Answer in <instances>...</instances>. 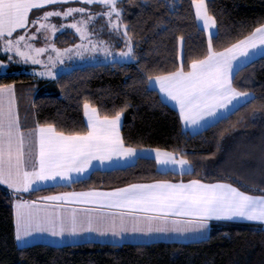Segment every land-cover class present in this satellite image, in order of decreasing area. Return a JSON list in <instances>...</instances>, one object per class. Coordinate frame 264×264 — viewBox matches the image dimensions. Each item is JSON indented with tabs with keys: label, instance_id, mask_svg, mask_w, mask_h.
Here are the masks:
<instances>
[{
	"label": "snow or ice",
	"instance_id": "6c2138e0",
	"mask_svg": "<svg viewBox=\"0 0 264 264\" xmlns=\"http://www.w3.org/2000/svg\"><path fill=\"white\" fill-rule=\"evenodd\" d=\"M69 0H0V51L11 53L8 63L0 60V74L7 75L12 63L42 65L39 76H57V65L64 58L72 59L74 53L101 51L104 59L113 64L138 63L134 37L128 24L122 22L123 9L119 0H82L86 5H101L107 11L93 13L89 8H72L65 11H43L32 16L33 10L49 5L66 4ZM145 6L148 0H144ZM195 20L201 31L206 32V54L192 58L185 65L183 59L173 71L152 74L146 64L137 68L141 74L139 83L147 90L160 94L161 103H173L178 108L184 129L198 134L222 119L238 111L256 99L253 91H241L234 84L238 70L256 59H264V23L217 51L213 41L221 32L217 19L209 11L207 0H191ZM159 6V0H157ZM169 21L176 17L177 0H164ZM73 13L86 14L69 24L57 25L50 17H69ZM115 14V19L113 15ZM96 16L107 17L110 31L123 37L124 47L118 52L106 41L93 43L88 24ZM35 29L30 34L29 27ZM163 31H172L168 24L158 21L155 25ZM72 28L81 41L89 40L91 47L81 43L60 49L52 41L56 32ZM42 34L44 47H36L31 40ZM181 55H184L185 37H176ZM49 49L47 61L40 59ZM14 57L16 59H14ZM95 58V57H93ZM187 67V70H186ZM67 68V66H66ZM127 107V105H126ZM86 128L83 131L62 130L56 123H40L26 127L21 118L14 84L0 83V184L6 185L16 197L14 208V238L18 245L29 246L36 234L48 233L52 237L76 236L84 232L123 237L125 233H193L201 240L208 239L213 220H241L264 224V186H251V191L241 190L232 183L216 181L206 183L202 179L159 180L148 184H130L112 191L69 192L49 195L39 200L24 199L30 193L46 186L58 177L65 180L79 178L92 167V162L112 161L114 158H130L137 149L125 145L120 132L124 109L114 115L101 116L99 110L87 100L83 104ZM256 113H253L255 118ZM26 119V117H25ZM157 161L165 172L192 175L196 165L183 155L177 158L173 152L155 149ZM73 173L76 177H73ZM261 194H253L254 192ZM71 205L97 207L76 208ZM117 209L106 212L103 209Z\"/></svg>",
	"mask_w": 264,
	"mask_h": 264
},
{
	"label": "trees",
	"instance_id": "16d2710c",
	"mask_svg": "<svg viewBox=\"0 0 264 264\" xmlns=\"http://www.w3.org/2000/svg\"><path fill=\"white\" fill-rule=\"evenodd\" d=\"M209 11L217 19L221 32L213 41L217 51L242 39L259 23H264V0H207ZM122 22L128 24L134 37L138 63H98L75 66L53 80L39 78L24 71L23 65H11L7 75L0 74V83H13L21 118L26 127L40 123H56L62 130L83 131L86 128L83 104L87 100L100 115H114L124 109L122 137L129 147H155L183 155L196 165L192 175L158 169L154 158H137L123 168L93 170L90 175L69 184H58L28 193L30 197L46 196L69 190L115 188L137 182L202 179L229 180L246 191L254 183L244 185L224 172L220 157L221 141L233 131H248L245 152L234 154L249 165L247 175L264 172V59L238 70L234 84L241 91L256 93V99L244 105L227 119L198 134L183 129L179 113L169 104L161 103L160 94L139 83L137 68L147 65L152 74L173 71L183 59L206 54V32L195 20L191 0H177L176 17L169 21L164 0H119ZM158 21L172 31L155 27ZM185 37L181 55L176 37ZM79 37L71 31L55 36L58 47L74 45ZM187 70V67H186ZM127 105V107H126ZM256 113L253 118V113ZM26 117V119H25ZM263 165V166H262ZM263 167V168H261ZM259 174V173H258ZM262 173L260 174V176ZM254 194H261L256 191ZM16 197L0 186V264H264V225L246 222L213 223L209 238L196 241H151L102 243L88 241L65 245L44 242L19 246L14 238Z\"/></svg>",
	"mask_w": 264,
	"mask_h": 264
},
{
	"label": "crops",
	"instance_id": "0c3cea01",
	"mask_svg": "<svg viewBox=\"0 0 264 264\" xmlns=\"http://www.w3.org/2000/svg\"><path fill=\"white\" fill-rule=\"evenodd\" d=\"M75 1H81L82 2V0H75ZM70 2H72V0H69L68 3H70ZM58 5H61V4H58ZM51 6H53V5L46 6L44 9H41V10L46 11ZM193 9H194V6H193ZM41 10H39V11H41ZM39 11L33 10V14H35V13H37ZM31 28L32 27L30 26L29 29H28V32L31 30ZM54 42H55V39H54ZM55 44H56V42H55ZM9 55H12V54L11 53H4L3 51H0V60L4 61L5 63H8V56ZM14 59H16V58L14 57ZM14 64H16V63L10 64L9 70H10L11 65H14ZM17 65H19V64H17ZM42 78H45V77H42ZM45 79H47V78H45ZM53 79L54 78L48 79V80H53ZM8 84H13V83H8ZM15 88L17 90L16 85H15ZM246 91H250V90H246ZM168 104L171 107H173L178 112V108L173 103L169 102ZM85 122H86V117H85ZM122 123H123V115L121 116L120 132L122 131V126H123ZM181 123H182V126H183V122L182 121H181ZM183 129H184V126H183ZM185 131L188 132L187 130H185ZM247 132L248 131H246V130L245 131L237 130V131H233L231 133H228L221 141L222 145H221V149H220V152H219V155H220L219 158H221V160H219V159L218 160L220 162H222V164L225 162V164H223L224 165L223 168H224V172L226 174L228 173L231 177L237 176V177L241 178V180H237L238 182L239 181L242 182V183L245 182L246 184L251 182V183H254V185H256V186H264V176H262V175L260 176L261 173L264 174L263 171L258 172L259 174L257 173L255 175L256 177L252 178V176H248L247 175V171H243L244 168H241V167H238L237 165H235L236 164V162H235L236 160H235L234 156H231V155H234V153L237 151V149H241L243 147L247 149V147H246L247 143H245L248 140V138H247V134L248 133ZM121 135H122V132H121ZM135 148L138 151H137V155L134 156V157H130V158H114L112 161H104V162H100L98 160H94L92 162V167L89 168L88 171L80 174L79 178H74L72 180H65V179H61V178L58 177L55 181H48L46 186H43V187H40V188H47L49 186H58V184H69V183H71L73 181L80 180L81 178H84V177L90 175L93 170L123 168V167H125L127 165L134 164L136 162L137 158H147L148 157V158H154L157 161V159L155 157V151H154L157 148H155V147H147V148L135 147ZM159 149L166 150V149H163V148H159ZM166 151H168V150H166ZM169 152H172V151H169ZM179 157L180 156L177 155V158H179ZM157 166H158V169H161V170H163L164 167H165L164 165H161L158 161H157ZM73 177H76L75 173H73ZM193 179H197V178H193ZM234 179H236V178L234 177ZM159 180H162V179H159ZM188 180H191V179H188ZM188 180H183V181L187 182ZM170 181L178 182L180 180H172L171 179ZM216 181H223V182L234 184L233 182H231L229 180H227V181H225V180H216ZM216 181H207V180H205L204 182L213 183V182H216ZM153 182H155V181L137 182V183H132V184H148V183H153ZM1 185L2 184H0V186ZM128 185H130V184H127L126 186L115 187V188H103V189L92 188V189H81V190H69V191H64V192H58V193H55V194H47L46 196L56 195V194H60V193H69V192H86V191H92V190L107 192V191H112V190H114L116 188H124V187H127ZM2 186L7 188L6 185H2ZM234 186H236V185L234 184ZM40 188H38V189H40ZM241 190H244V189L241 188ZM244 191H246V190H244ZM31 192H34V191H31ZM27 195H28V193H24L23 194V198L24 199L39 200L40 198L45 197V196H40V197L34 198V197L27 196ZM257 195H259V194H257ZM71 207L84 208V207H97V206H92V205H71ZM103 210L106 211V212L119 211L117 209H109V208H105ZM231 221L240 222V223L241 222L256 223V222H248V221H241V220H231ZM218 222H229V221L228 220H213V221H211L210 227H209L208 236H209V233L211 231L213 223H218ZM256 224H260V223H256ZM260 225H264V224H260ZM162 240L185 242V241H196V240H201V239L196 234H193V233L180 234V233H175V232H171V233H151V234L139 233V232H137V233L128 232V233H125L122 238L121 237H114L111 234L100 235L99 233H96V232H84V233H81V234L76 235V236H71V235H67L66 234L65 237H63V238L52 237L48 233H39V234H36L35 238L31 241L30 244H34V243H38V242H44V243H47V244L50 243V244H53V245L60 246V245H65V244L83 243V242H88V241H91V242L98 241V242H102V243L109 242V243L117 244V243H128V242L140 243V242H151V241H162ZM16 243H17V241H16ZM19 246L23 247L24 245L21 244Z\"/></svg>",
	"mask_w": 264,
	"mask_h": 264
},
{
	"label": "rangeland",
	"instance_id": "374dc122",
	"mask_svg": "<svg viewBox=\"0 0 264 264\" xmlns=\"http://www.w3.org/2000/svg\"><path fill=\"white\" fill-rule=\"evenodd\" d=\"M117 6L120 8V3H118ZM69 7H72V8H81V7L89 8V9H91V11L93 13H99V12L107 11V9L101 5H98V4L97 5H86L81 1H75V0H72V2L63 4V5L62 4L61 5H53V6L49 7L46 11H52V10L65 11ZM43 11L44 10H41V11L33 14L32 15L33 18L36 15H42ZM82 16H83V19H85V20L88 19L86 14L73 13L71 16H69L67 18L56 17V16L50 17L49 22L57 25V28H59V26L61 24H69L70 25L74 21H79L82 18ZM113 19H115V14L113 15ZM32 31H35V29L31 28V30L29 31V34ZM62 31H71V32L75 33L77 35V37H79L78 41L76 43H74V45L83 43V44L87 45L88 47L92 46L91 44H89V40H87V39L84 41H81L79 33H77L75 31V29H72V28L60 29L59 31L56 32L55 36L59 33H62ZM88 31L90 33H92V35H91V37H89V39L93 43H97L99 41H106L109 43V45H111L113 47V50L116 52H118L121 48L124 47L123 37L120 36L119 34L115 33V32L110 31V28L107 24V17H105V16H96V18L94 20L89 22ZM54 39L55 38H53V40L49 41V42H54ZM30 43H33L36 47H44L46 41L43 39L42 34H38L37 38L35 40H31ZM74 45L64 46L63 48L60 47V49L70 48V47H73ZM97 46L100 47V45L98 43H97ZM57 48H59V47H57ZM49 55H55V53L52 52L51 49H49L48 51L41 54L40 59L44 60L46 62ZM93 57H95V58H93ZM98 63H109V61H106L104 59L103 53L101 51H97L95 53L84 51L83 57H77L73 53L72 59L69 60V59H67V57H65L64 58V64H58L57 65V68H56L57 76L60 75L64 71L70 70L71 68H73L75 66H84L87 64H98ZM21 65L24 66L25 72L32 73V74H33L34 69L36 72H39L43 68L42 65H32L31 63L21 64ZM66 66H67V68H66ZM34 75H36V74H34ZM36 76L40 77V78L45 77L47 79L54 78L51 76H39V75H36ZM246 150L247 149L243 147L241 149H237V151L234 154L237 155V153H239L238 151L245 152ZM236 155H235V160H236L235 162H237V163H238V161H237L238 159H241L243 161V159H249V157H250V155L248 157H245V156L239 157V155L238 156H236ZM231 156H234V155H231ZM217 159L221 160V158H219V157ZM258 161L259 162L264 161V158L260 157V159H258ZM237 163L235 165H237ZM239 164H240L239 166H242V168H244V169L248 170V168H250L249 165H247V167H246L245 165H241L240 162H239ZM261 168H263V167H261ZM258 172L259 171H257V172L255 171L253 173L257 174ZM262 176H264V174H262ZM234 177L236 178V180H241L240 177H237V176H234ZM244 185H246V183ZM252 186H256V185H252Z\"/></svg>",
	"mask_w": 264,
	"mask_h": 264
}]
</instances>
